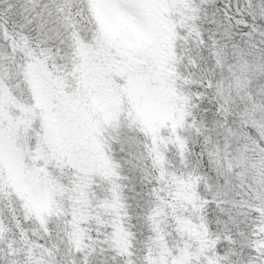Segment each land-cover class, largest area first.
<instances>
[{
    "label": "snow or ice",
    "instance_id": "snow-or-ice-1",
    "mask_svg": "<svg viewBox=\"0 0 264 264\" xmlns=\"http://www.w3.org/2000/svg\"><path fill=\"white\" fill-rule=\"evenodd\" d=\"M0 264H264V0H0Z\"/></svg>",
    "mask_w": 264,
    "mask_h": 264
}]
</instances>
